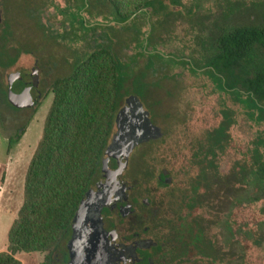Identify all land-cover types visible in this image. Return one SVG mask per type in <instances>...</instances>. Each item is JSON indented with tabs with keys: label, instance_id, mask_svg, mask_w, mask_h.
<instances>
[{
	"label": "rangeland",
	"instance_id": "374dc122",
	"mask_svg": "<svg viewBox=\"0 0 264 264\" xmlns=\"http://www.w3.org/2000/svg\"><path fill=\"white\" fill-rule=\"evenodd\" d=\"M248 24H264V0H155L125 21L107 0H0V87L5 93H0V182L9 178L0 197V249L6 247L12 221L7 210L17 211L23 201L25 172L52 101L51 81L69 73L97 45L107 44L127 65L128 93L145 85L140 100L163 131L154 141L134 145L121 177L137 178V189L152 203L166 199L173 207L176 197L194 196L180 218L184 226L174 237V252L191 251L194 264H264V197L250 199L260 187L244 179L241 170L242 153L258 124L202 68L192 72L182 62L192 58L201 64L202 52L213 53L220 34ZM9 56L12 61L2 65ZM16 70L38 77L40 96L31 106L17 108L7 99V75ZM223 106L233 109L235 120L225 148L212 156L204 139L221 120ZM203 151L218 159L223 181L206 177L210 169H202ZM160 170L174 180L156 188ZM198 244L210 247V258L203 257ZM16 256L23 264H45L42 252Z\"/></svg>",
	"mask_w": 264,
	"mask_h": 264
},
{
	"label": "trees",
	"instance_id": "16d2710c",
	"mask_svg": "<svg viewBox=\"0 0 264 264\" xmlns=\"http://www.w3.org/2000/svg\"><path fill=\"white\" fill-rule=\"evenodd\" d=\"M107 1L116 16L125 21L155 0ZM7 59L1 64L7 65L13 58ZM182 62L189 64L192 72L202 68L258 124L242 153L241 170L244 179L260 187L258 195L250 199L264 197V24L227 30L216 39L213 53L202 52L201 64L192 58H183ZM129 77L127 65L114 49L100 44L74 63L69 73L51 81L52 101L25 172L23 201L8 228L6 247L0 249V264H23L16 256L22 251L42 252L45 264L54 253L66 258L72 217L84 192L100 177L102 157L120 102L128 93L125 82ZM13 85L18 87L22 82L16 79ZM142 87V83L133 86L127 95L144 96ZM221 114L218 125L208 130L204 139L212 156L225 148L229 127L235 120L228 106H223ZM205 156L203 151L202 158ZM209 248L205 246L204 257L210 258ZM218 258L224 261L225 257Z\"/></svg>",
	"mask_w": 264,
	"mask_h": 264
},
{
	"label": "flooded vegetation",
	"instance_id": "af4514ba",
	"mask_svg": "<svg viewBox=\"0 0 264 264\" xmlns=\"http://www.w3.org/2000/svg\"><path fill=\"white\" fill-rule=\"evenodd\" d=\"M19 72L21 76L18 79L21 80L22 85L13 88V90L21 91L25 86H30L31 94L36 101L37 96H40V90L37 88L38 77L35 76L34 72L28 73L20 70ZM126 97L116 112V130L125 129L132 119V105L126 103ZM162 135L156 138L149 137L147 140L148 142L154 141ZM201 160L202 169L205 171L210 169L206 175V177L209 176V180L213 178L215 182L218 178L223 181L219 172L221 165L218 159L207 157L206 154ZM201 160L194 159V162L201 165ZM123 179L125 181V195L116 199L109 206H104L101 210L102 229L107 241V262L105 264H194L191 251L186 250L185 254L175 253L173 243L180 225L184 226V222H181L180 218L183 216L182 213L187 212L185 206H192L191 201H193L194 196L176 197L173 207L170 204H165L166 199H158L155 200L156 203H152L151 196L140 188L137 189L139 185L137 178L131 181L127 178ZM173 180V175L171 176L166 170H160L156 175V188L173 183ZM219 197L221 200L224 199V195ZM212 207L216 208L214 205ZM171 208L172 211L170 212ZM171 215L173 216L171 217ZM174 227H178L176 228L177 231ZM178 233L180 235L181 230ZM196 247L204 253L202 246L198 244ZM68 259V250L66 258L62 254L54 253L51 255L48 264H66Z\"/></svg>",
	"mask_w": 264,
	"mask_h": 264
},
{
	"label": "water",
	"instance_id": "95a60500",
	"mask_svg": "<svg viewBox=\"0 0 264 264\" xmlns=\"http://www.w3.org/2000/svg\"><path fill=\"white\" fill-rule=\"evenodd\" d=\"M20 76L19 70L7 75V99L16 107H28L35 103L30 86H25L21 91H14L12 87L14 80ZM125 101L132 105V119L125 129H118L112 133L102 157V173L80 199L71 220V233L66 242L69 255L66 264L107 262V241L102 229L101 210L125 195V181L121 174L134 145L149 137L156 138L162 135L160 126L151 120L149 111L143 107L138 95L130 94ZM108 165L113 167L107 169Z\"/></svg>",
	"mask_w": 264,
	"mask_h": 264
},
{
	"label": "crops",
	"instance_id": "0c3cea01",
	"mask_svg": "<svg viewBox=\"0 0 264 264\" xmlns=\"http://www.w3.org/2000/svg\"><path fill=\"white\" fill-rule=\"evenodd\" d=\"M6 170H8V169L6 168ZM8 180H9V178L5 177V179L0 182V197L3 195V192H4L5 188H6V186H9L8 185ZM7 212H9L12 215V220H13V218L15 217V215L17 213V211L14 212L13 210H11V211L7 210Z\"/></svg>",
	"mask_w": 264,
	"mask_h": 264
}]
</instances>
